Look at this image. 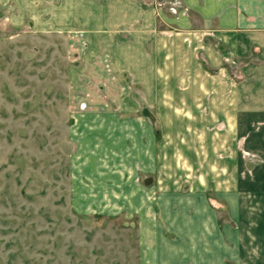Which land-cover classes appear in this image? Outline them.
I'll return each mask as SVG.
<instances>
[{
	"label": "rangeland",
	"instance_id": "1",
	"mask_svg": "<svg viewBox=\"0 0 264 264\" xmlns=\"http://www.w3.org/2000/svg\"><path fill=\"white\" fill-rule=\"evenodd\" d=\"M9 13L8 5L0 7V264H140V215L84 212L72 195L77 121L93 111L126 118L120 106L126 93L159 143L156 169L140 182L156 189L161 246L173 240L169 214L188 221L207 203L233 230V250L260 246L252 240L264 247V227L256 226L264 222V156L248 151L243 137L237 148L206 146L184 116L149 104L131 82L135 69L102 68L99 61L91 68L99 57L85 51V36L59 33L45 16L12 22ZM96 74L120 77L127 92L93 83ZM224 241L227 255L226 233Z\"/></svg>",
	"mask_w": 264,
	"mask_h": 264
},
{
	"label": "crops",
	"instance_id": "2",
	"mask_svg": "<svg viewBox=\"0 0 264 264\" xmlns=\"http://www.w3.org/2000/svg\"><path fill=\"white\" fill-rule=\"evenodd\" d=\"M6 5L12 22L45 16L57 32L85 36V51L99 57L91 68L135 69L131 82L149 104L166 108L169 117L184 116L206 146L237 148L243 137L248 151L264 156V0H0ZM91 77L111 92L113 85L127 92L118 76ZM127 96L120 105L126 118L93 111L85 114V126L77 121L72 195L79 210L138 213L140 264H264L263 243L233 250V230L207 203L188 221L169 214L173 240L161 246L156 189L140 182L156 169L159 143L140 105ZM225 233L232 243L227 255Z\"/></svg>",
	"mask_w": 264,
	"mask_h": 264
},
{
	"label": "built area",
	"instance_id": "3",
	"mask_svg": "<svg viewBox=\"0 0 264 264\" xmlns=\"http://www.w3.org/2000/svg\"><path fill=\"white\" fill-rule=\"evenodd\" d=\"M172 12H174L175 10L173 8L170 9Z\"/></svg>",
	"mask_w": 264,
	"mask_h": 264
}]
</instances>
